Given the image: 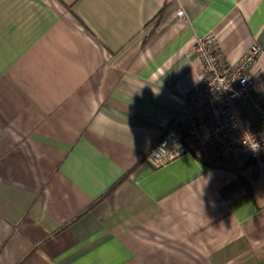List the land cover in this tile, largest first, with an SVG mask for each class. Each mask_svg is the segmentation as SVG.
<instances>
[{"label": "crops", "instance_id": "obj_1", "mask_svg": "<svg viewBox=\"0 0 264 264\" xmlns=\"http://www.w3.org/2000/svg\"><path fill=\"white\" fill-rule=\"evenodd\" d=\"M207 33L264 101V0H0V264H264L253 161L145 160Z\"/></svg>", "mask_w": 264, "mask_h": 264}, {"label": "built area", "instance_id": "obj_2", "mask_svg": "<svg viewBox=\"0 0 264 264\" xmlns=\"http://www.w3.org/2000/svg\"><path fill=\"white\" fill-rule=\"evenodd\" d=\"M176 15L184 16L183 10ZM201 74L184 98L178 123L169 124L145 160L158 168L183 155L207 165L247 159L264 174V101L251 96L252 68L262 50L250 46L234 63L224 58L213 33L197 36L192 45ZM257 143L258 151L249 145Z\"/></svg>", "mask_w": 264, "mask_h": 264}, {"label": "clouds", "instance_id": "obj_3", "mask_svg": "<svg viewBox=\"0 0 264 264\" xmlns=\"http://www.w3.org/2000/svg\"><path fill=\"white\" fill-rule=\"evenodd\" d=\"M249 146L251 147V149L253 151H258L259 150V147H260L257 143H253V144H251Z\"/></svg>", "mask_w": 264, "mask_h": 264}]
</instances>
